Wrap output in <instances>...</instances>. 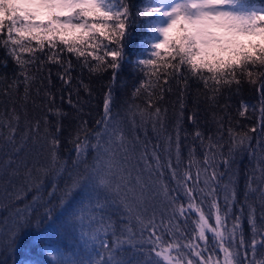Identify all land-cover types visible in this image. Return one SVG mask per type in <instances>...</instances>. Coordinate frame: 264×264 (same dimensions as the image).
<instances>
[{"label": "snow or ice", "instance_id": "obj_1", "mask_svg": "<svg viewBox=\"0 0 264 264\" xmlns=\"http://www.w3.org/2000/svg\"><path fill=\"white\" fill-rule=\"evenodd\" d=\"M133 8L132 0H0V47L16 65L11 78L0 76V95L12 105L0 112V264H8L26 230L53 217L68 242L46 248L55 264H264V7L248 0H155ZM141 21L153 34L148 58L137 60L144 82L117 112L110 84L102 115L92 123L79 118L64 155L66 114L53 108L48 64L58 66L69 88L71 54L84 58L81 67L90 72L111 70L115 80L126 59L127 29ZM101 38L103 56L96 54ZM238 77L259 85V152L251 146L257 127L225 128L230 105L220 98L239 86ZM190 80L202 85L209 108L224 115L213 113L215 133L195 131L185 161ZM173 84L179 113L169 131L162 102ZM81 87L91 95L80 80L77 96ZM34 88L48 102L35 116L27 110ZM68 103L81 111L71 92ZM249 107L257 111L245 104L243 112ZM50 113L58 117L55 125ZM190 119L195 124V114ZM149 130L156 140L151 149ZM244 152L255 161L241 204L250 239L232 211L239 203L237 157Z\"/></svg>", "mask_w": 264, "mask_h": 264}, {"label": "trees", "instance_id": "obj_2", "mask_svg": "<svg viewBox=\"0 0 264 264\" xmlns=\"http://www.w3.org/2000/svg\"><path fill=\"white\" fill-rule=\"evenodd\" d=\"M134 5L133 11L138 7H142L146 4L155 3V0H132ZM251 5H264V0H248ZM152 33L147 27L144 26L143 21L133 23L128 29L124 39V54L126 59L122 64L121 68L117 72V78L112 80V71L108 70L105 72H90L88 67L85 65L81 67V62L84 58H77L75 54H71L70 58L72 61L71 75L73 77V87L69 88L67 85H63L59 79L57 72L58 66L52 63L48 64V68L51 69V85L50 90L55 95L54 109H60L64 115L60 118V122L63 126L62 133V153L68 154V150L71 147L67 138L69 133L75 128L79 122V118L89 121L92 123L95 119L99 118L103 113V99L111 84L112 92L114 96L113 111H121L127 101L132 98L134 88L144 82V75L140 71V67L137 66L138 59H146L150 53L149 43L151 41ZM107 43L106 40L101 38V43L97 49L96 54L99 56L104 55L103 44ZM35 46V42H33ZM147 49V50H146ZM87 51H91L88 49ZM162 56L164 50H161ZM27 55V54H24ZM67 56L68 54L65 53ZM110 59V57H106ZM89 60L93 65L96 61L93 57H89ZM7 67H4V64ZM159 63V61H158ZM16 70V65L11 59L6 57V53L2 47H0V76L12 77L13 72ZM205 74H207L205 72ZM240 84L232 86L231 93L225 92L224 96L220 98V104L228 103L230 105L228 109L230 123L228 119L225 120V128L231 127L234 132L244 133L249 128L255 126L258 131L254 135L256 138L251 141L252 148L259 152L258 141L260 140L259 134V92L258 83L256 85L251 84L248 78H240ZM82 80L85 85L88 86L91 95L84 91L81 87L79 90V96H77L74 90L78 81ZM190 89L187 97L184 100L185 107L183 109V121L182 128L184 131L181 133L182 137V154L187 160L188 145L193 142V134L197 129L204 132L205 135H211L216 132V124L213 121V113L217 116L224 115L218 108H209L208 103L204 99L202 85L196 83L194 80H190ZM36 87H41L37 84ZM44 90H49L47 81L44 82ZM71 92V99L73 104L79 103L81 111L78 113L76 108L68 103L69 93ZM177 92L175 85L173 84V91L165 96L162 102V106L167 109V123L169 131H172L175 127L177 115L179 113V106L177 104ZM20 95H23V88L20 89ZM63 96V99H61ZM230 97V98H229ZM34 100V104L33 101ZM137 103H141V100H137ZM47 100L45 99L43 92L37 96L35 88L32 93V100L27 104V110L30 115H39L47 111ZM256 105L257 111L253 113L251 107L246 112H243V106ZM11 103L7 97L0 95V112H4L6 109L11 108ZM19 108V102L17 103ZM243 112L241 115L240 113ZM195 114V124L193 123L192 117ZM49 119L52 124L55 125L58 117L53 114H49ZM186 137V138H185ZM225 139H227V133H225ZM149 149L153 143H156L155 134L149 130L148 132ZM203 149L199 147L197 141V155L198 157L202 154ZM255 166L254 159L248 152L241 153L237 157L238 167V199L237 203L232 211L235 216L241 218L243 223V231L245 239H250L252 232L250 228V222L248 218V208L245 206L244 211L241 212V204L244 202V187L246 176L250 173L251 168ZM257 175L259 173L257 172ZM221 201L223 200V191L220 193ZM254 206L256 207V218L257 223H260V206L259 200H254ZM4 213L0 212V215ZM195 219V217H193ZM55 221V222H53ZM53 221H47L40 229H29L21 236L18 245L16 247L14 255L8 260V264H55V262L48 256L46 248L54 247L56 244L67 246V241L59 230V221L53 217Z\"/></svg>", "mask_w": 264, "mask_h": 264}, {"label": "rangeland", "instance_id": "obj_3", "mask_svg": "<svg viewBox=\"0 0 264 264\" xmlns=\"http://www.w3.org/2000/svg\"><path fill=\"white\" fill-rule=\"evenodd\" d=\"M256 7H264V5H255ZM153 35V34H152ZM152 38V36H151Z\"/></svg>", "mask_w": 264, "mask_h": 264}]
</instances>
